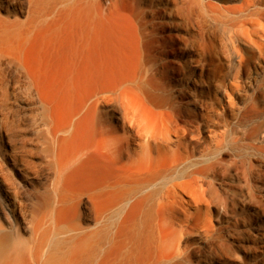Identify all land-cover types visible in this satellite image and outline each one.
Listing matches in <instances>:
<instances>
[{
	"label": "rangeland",
	"instance_id": "374dc122",
	"mask_svg": "<svg viewBox=\"0 0 264 264\" xmlns=\"http://www.w3.org/2000/svg\"><path fill=\"white\" fill-rule=\"evenodd\" d=\"M259 1L18 0L22 13L1 11L24 21L33 8L45 20L19 43L16 69L6 74L0 59V195L14 210L24 247H42L36 264H83L85 255L72 249L76 242L56 248L57 230L96 231L98 211L113 201L110 194H96L111 167L57 170L56 154L66 159L79 150L81 132L62 147L52 146L48 135L52 113L65 119L90 95L114 97L125 106L102 108L113 125L121 126L124 108L132 105L160 128L171 119L190 130L192 143L199 130L198 146L211 148L213 196L176 210L186 229L181 236L176 226L175 238L185 249L182 264H264V52L238 38L248 56L236 74L237 59L229 69L231 63L212 48L214 32L219 48L229 43V27L214 7L264 8ZM257 18L249 17L264 32ZM92 61L97 69L86 77ZM128 224L117 229L119 246L107 264H123L125 243L133 245L139 264L156 263L154 249L149 255L137 250Z\"/></svg>",
	"mask_w": 264,
	"mask_h": 264
},
{
	"label": "bare ground",
	"instance_id": "6f19581e",
	"mask_svg": "<svg viewBox=\"0 0 264 264\" xmlns=\"http://www.w3.org/2000/svg\"><path fill=\"white\" fill-rule=\"evenodd\" d=\"M258 2L261 3L259 0ZM262 4L264 7V1ZM214 8L222 22L229 27L225 28L228 30L229 43L222 41L219 48L216 43L218 38L214 32L213 51L216 54L218 51L222 52L226 61L231 63L227 65L229 69L233 66L232 61L237 59L238 66H235L237 74L248 56L245 50L236 45L238 38H243L251 49L255 48V51L259 52V55L264 52V32L260 30L261 28H254L252 20L249 19L251 16H258L257 19L264 22V8L255 10H250L247 6ZM1 11L15 16L18 12L22 13V8L18 0H0V13ZM29 12L28 18L24 21L0 14V59L7 64L3 70L6 74L20 64L19 43L28 40L35 31L33 30L35 26H41L45 21L34 16L33 8ZM96 25L94 22V26ZM247 25H251L253 29H249ZM90 29L92 31L91 25ZM93 62L92 66L85 67L86 77H90L97 69ZM187 89L192 90L190 86ZM95 96V99L92 95L88 96L86 101L65 119H60L57 113H52L48 135L52 146L62 147L68 141H73L81 132L79 137L81 139L84 137V142L79 150L66 159L56 154L57 170L62 174L79 168H89L91 172H96L100 167H111L113 174L105 178L102 185L96 189V194L100 196L110 194L113 201L108 208L98 211L96 217L99 229L96 231L82 232L80 226L73 230L58 228L57 235L60 239H57L56 248L65 247L74 241L77 244L72 247L74 252L84 254L86 257L83 264H90L91 261L96 264L97 262L107 264L108 258L119 246L114 240L117 229L129 221L127 232L133 238L141 255H149L153 249L156 251L157 262L151 264H167L174 259L175 264H182L185 249L180 244L179 236L175 238L176 226L178 235L180 233L181 236L186 229L177 217L176 210L183 207L184 203H198L202 202L206 195L213 196L208 176L214 169L209 160L211 148L200 149L199 130L197 133L193 132L192 136L197 137L198 143H192L188 137L190 130L185 133L172 124L171 119L162 122L160 128L156 119L138 114L132 105L124 108L121 126L113 125L111 119L114 118L103 112L102 108L109 106L117 109L120 106L121 109L125 106L123 104L118 106L115 98H110L112 96H109L110 99ZM209 120L210 118L203 120L208 127ZM120 130L122 133L118 134ZM219 144L217 141L216 146ZM13 213L11 205L6 204L0 195V264L24 262L36 264L42 247L39 250L37 247L35 249L24 247L19 233H16L18 230L14 226L16 222ZM71 231L76 233L69 235ZM165 231H169L167 236L164 235ZM123 245L124 250L119 254L123 264H139L141 258L140 256L134 258L133 245L130 243Z\"/></svg>",
	"mask_w": 264,
	"mask_h": 264
}]
</instances>
